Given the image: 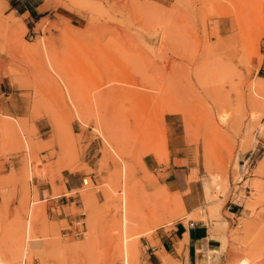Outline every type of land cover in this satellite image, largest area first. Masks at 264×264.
Returning a JSON list of instances; mask_svg holds the SVG:
<instances>
[{"label":"rangeland","instance_id":"374dc122","mask_svg":"<svg viewBox=\"0 0 264 264\" xmlns=\"http://www.w3.org/2000/svg\"><path fill=\"white\" fill-rule=\"evenodd\" d=\"M0 80V264H124L121 205L139 264L188 216L168 170L219 238L210 264H264V0H0ZM68 171L72 225L48 200Z\"/></svg>","mask_w":264,"mask_h":264},{"label":"crops","instance_id":"0c3cea01","mask_svg":"<svg viewBox=\"0 0 264 264\" xmlns=\"http://www.w3.org/2000/svg\"><path fill=\"white\" fill-rule=\"evenodd\" d=\"M2 87L0 80V91H2ZM177 175L172 170H168L165 185L171 191H186L182 197L188 216L178 219L170 227L158 229L156 232L157 240L154 244L146 238L143 244L140 237L138 245L141 261L139 264H163L160 256L164 255L169 257L170 262L210 264L215 260L212 258L214 256L213 252L221 249L219 238L211 235L212 230L208 216L206 215L205 218L189 216L195 214L199 200L193 194L194 185L184 184L182 179ZM63 186L65 191L61 195L48 198V200L53 203V207H58L61 210L56 220H66L69 225H72L76 221L77 214L66 213L64 208L70 209L73 206L75 209H78L77 204L81 199L76 193L82 187V175L75 173V171L66 172L63 176ZM36 194L39 201H44L47 195L50 194V189L46 186H39ZM226 211L229 214L238 215L242 213L243 209L237 206H227ZM49 212L51 215H54L51 211ZM220 263L222 262L220 261Z\"/></svg>","mask_w":264,"mask_h":264},{"label":"bare ground","instance_id":"6f19581e","mask_svg":"<svg viewBox=\"0 0 264 264\" xmlns=\"http://www.w3.org/2000/svg\"><path fill=\"white\" fill-rule=\"evenodd\" d=\"M262 20V19H261ZM261 22V21H260ZM182 25V24H181ZM92 26V25H91ZM258 28V27H257ZM184 29V28H183ZM187 30V29H186ZM164 32V31H163ZM164 34V33H163ZM149 35V34H148ZM152 36V35H151ZM150 37V36H149ZM227 60V59H226ZM227 63V62H226ZM42 64V63H41ZM51 64V63H50ZM220 64H222V63H220ZM225 64V63H224ZM238 64V63H237ZM45 65V64H44ZM52 65V64H51ZM224 65H222V69L224 68V70H225V67H223ZM226 66H228L227 64H226ZM229 67H231V66H229ZM46 68V67H45ZM232 68V67H231ZM229 69V68H228ZM235 71H237V70H235ZM228 74H229V72H227ZM233 73V75H232V77L234 78V74H236V72H232ZM260 83L261 82H259V85H260ZM65 86H66V82H65V84H64ZM251 86V85H250ZM256 87V86H255ZM71 88V87H70ZM69 88V89H70ZM172 88V87H171ZM170 96H169V99H167L166 101L168 102V104H173V103H175V99H173V97H174V93H173V91H171V94H169ZM72 96V95H71ZM250 96V95H249ZM99 97V96H98ZM89 99V98H88ZM98 99V98H97ZM94 103V102H93ZM97 104V103H96ZM88 105H90V104H88ZM220 105V104H219ZM219 105H217V107L219 106ZM221 106V105H220ZM224 106H225V104H224ZM223 107V106H222ZM228 108V107H227ZM220 113V112H219ZM101 116V115H100ZM220 118L222 119H224V116L223 115H220ZM25 128V127H24ZM25 130H27V129H25ZM24 133V132H23ZM28 144V143H27ZM28 146H29V144H28ZM128 189V188H127ZM126 189V190H127ZM126 190H124V191H126ZM129 193V191H127V194ZM125 194V193H124ZM126 195V194H125ZM125 198V197H124ZM126 199V198H125ZM124 199V200H125ZM128 200V199H127ZM123 202V201H122ZM124 203H127L126 201H124ZM129 207V206H128ZM128 207H126V205H121V212H122V215H121V227H122V231H123V235H122V241H121V245H122V252H124V255H123V258H124V264H130V257H132L131 255H129V253H128V242H127V233H128V214H129V210H128ZM30 223V222H29ZM30 227V226H29ZM29 229V228H28ZM27 230V229H26ZM30 232V231H29ZM30 236V235H29ZM20 241V240H19ZM21 242V241H20ZM19 244H22V243H19ZM19 247H18V249H19V251H18V249H17V251L20 253V256H21V252H23V246H20V245H18ZM27 247H26V251H27ZM45 249H37L36 251H34V250H32V254L35 252V253H38L39 251H44ZM21 251V252H20ZM17 253V252H16ZM19 253H17V255H15V256H17L16 257V259L18 258V256H19ZM27 253V252H26ZM25 253V254H26ZM119 253V252H118ZM32 254L29 256V259L30 260H32L33 259V256H32ZM10 259V258H9ZM9 259L6 261V263L5 264H10V262H9ZM14 259V258H13ZM13 259H12V261H13ZM54 260V259H53ZM15 261V260H14ZM13 261V262H14ZM12 263V262H11ZM49 263H52L53 264V262H49ZM48 263V264H49ZM239 264H245V260H242V261H240V263Z\"/></svg>","mask_w":264,"mask_h":264},{"label":"built area","instance_id":"2783aa9c","mask_svg":"<svg viewBox=\"0 0 264 264\" xmlns=\"http://www.w3.org/2000/svg\"><path fill=\"white\" fill-rule=\"evenodd\" d=\"M252 154H253V151L250 152L249 157H251ZM21 264H25V262L22 261Z\"/></svg>","mask_w":264,"mask_h":264}]
</instances>
